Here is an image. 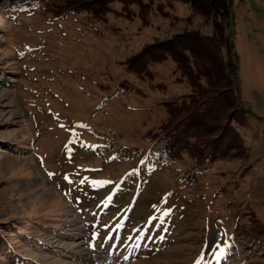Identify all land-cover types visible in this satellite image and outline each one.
<instances>
[{
  "label": "rangeland",
  "instance_id": "1",
  "mask_svg": "<svg viewBox=\"0 0 264 264\" xmlns=\"http://www.w3.org/2000/svg\"><path fill=\"white\" fill-rule=\"evenodd\" d=\"M5 1L0 242L9 255L264 264V0H232L237 68L227 89L170 58L148 60L187 34L212 33L180 0H28L2 14ZM0 264H12L4 252Z\"/></svg>",
  "mask_w": 264,
  "mask_h": 264
},
{
  "label": "trees",
  "instance_id": "2",
  "mask_svg": "<svg viewBox=\"0 0 264 264\" xmlns=\"http://www.w3.org/2000/svg\"><path fill=\"white\" fill-rule=\"evenodd\" d=\"M180 1L190 5L193 11L203 16L206 23L210 22L212 24L210 26L212 33L205 34L202 31L197 30L187 34L181 38V43L179 42L178 46L167 49L159 58H148V60L152 62H160L170 58L180 64L178 66H181L182 70L181 68H178V70L182 73L189 76L194 74L193 76L207 80L208 78H212L214 81H222V84L214 86H219L223 89L229 88L228 78L232 79L235 76L237 68L235 65V55L232 52L234 49L232 41L234 35L232 33L233 25L230 21L232 0ZM29 4L30 1L28 0H6L3 4L4 10L1 12L2 14H15L27 8ZM74 10H77V8ZM185 61L187 62V65L189 64L191 66V72L188 67L187 69L185 68ZM186 71H188V73H186ZM136 73L139 74L140 72L137 71ZM144 77L145 75L143 78ZM144 79L148 80V78ZM194 86L196 87V85ZM183 131L184 130L180 132L183 133ZM206 148L207 146L204 149ZM2 244H4L3 240L0 242V246ZM3 246V249H0V253L4 252L6 258L11 261L12 264H22V260H19L12 254L9 255V249L6 243Z\"/></svg>",
  "mask_w": 264,
  "mask_h": 264
},
{
  "label": "snow or ice",
  "instance_id": "3",
  "mask_svg": "<svg viewBox=\"0 0 264 264\" xmlns=\"http://www.w3.org/2000/svg\"><path fill=\"white\" fill-rule=\"evenodd\" d=\"M66 179H67V177H66ZM69 182H70V181H69ZM83 182H84V181L82 180L81 183H83ZM220 255L222 256L223 253L221 252ZM201 259H203V257H201ZM217 259H219V256L217 257ZM197 264H199V261H197Z\"/></svg>",
  "mask_w": 264,
  "mask_h": 264
}]
</instances>
